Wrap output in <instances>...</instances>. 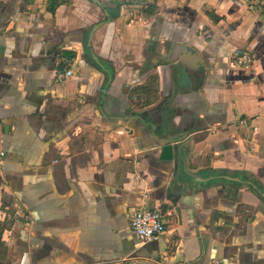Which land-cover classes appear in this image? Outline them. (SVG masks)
<instances>
[{"label":"crops","instance_id":"obj_1","mask_svg":"<svg viewBox=\"0 0 264 264\" xmlns=\"http://www.w3.org/2000/svg\"><path fill=\"white\" fill-rule=\"evenodd\" d=\"M61 1L0 0V264H264V13L148 0L130 20L117 0ZM186 47L199 61L179 63ZM149 79L142 108L129 92ZM185 133L186 171L212 179L178 161L176 188L160 140ZM143 208L170 216L140 245Z\"/></svg>","mask_w":264,"mask_h":264},{"label":"built area","instance_id":"obj_2","mask_svg":"<svg viewBox=\"0 0 264 264\" xmlns=\"http://www.w3.org/2000/svg\"><path fill=\"white\" fill-rule=\"evenodd\" d=\"M248 3L252 9L260 8V10L264 13V0H248ZM136 7H127L126 15L131 20L136 16ZM235 63L237 66L248 69L251 63V57L248 53H242L235 56ZM66 76L71 75V71H67ZM242 125L246 128L249 123L246 120H243ZM253 134L257 132V128L252 127ZM254 150V147L251 148ZM1 155H3L1 153ZM170 216L169 212L161 211L157 209H138L134 211L130 216V228L134 233L138 244L142 245L148 242H152L157 240L160 236L164 234L166 218ZM221 263H225L223 260ZM212 264H218V262L213 261Z\"/></svg>","mask_w":264,"mask_h":264},{"label":"water","instance_id":"obj_3","mask_svg":"<svg viewBox=\"0 0 264 264\" xmlns=\"http://www.w3.org/2000/svg\"><path fill=\"white\" fill-rule=\"evenodd\" d=\"M91 2H95L97 5L100 4L99 0H89ZM90 42V40L88 41V43ZM90 44V43H89ZM189 58H192V60L194 62L199 61V57L197 52H195L193 49L186 47L184 48L182 54H181V60L179 63H181L182 61H185ZM93 60L96 61V63L99 65V67H102L101 64H99L97 62V58L93 57ZM176 79V83L179 85V87L181 89H186V86L184 84V82H182V76L177 75L175 77ZM149 124V122H146ZM152 123V122H151ZM160 141H164L163 144L165 146H171L170 152H171V156H172V160L175 162V181H174V185L175 187H179V186H183L184 185V179L183 177L179 174L178 175V165L177 162L179 161L181 163L182 166V172L183 174L188 177L191 178L197 182H206L208 180H211L212 178H203L200 175H194V174H190L186 171L185 169V160H184V153L181 152L182 149L184 147L189 148L188 146L190 144H192L193 142V137H191L189 134L185 133V134H179L178 136H167L164 140H160ZM223 178L227 179V180H231V181H236V182H241L240 179L238 178H231L229 176H224ZM264 197V194H263ZM176 213H178V210H176Z\"/></svg>","mask_w":264,"mask_h":264},{"label":"trees","instance_id":"obj_4","mask_svg":"<svg viewBox=\"0 0 264 264\" xmlns=\"http://www.w3.org/2000/svg\"><path fill=\"white\" fill-rule=\"evenodd\" d=\"M61 2H62L61 0H48L47 8L49 9L50 12L54 13L55 9L60 5ZM113 3H114V6L117 8L138 7V8H141L142 10L144 9L148 12L149 16H152L156 13L155 4L148 0H122L120 2L117 0ZM239 54H242V52L240 51ZM58 55H59V58L64 61L66 59H72L74 57L73 54L68 53V52L67 53L62 52ZM157 93H158L157 82L149 79V82H146L145 84L139 87H136L129 92V96L131 97V99L134 97L135 100L137 101V103L131 102V104L135 103V105H140V107L142 108L148 107L155 102L157 98ZM2 230H3V227H1V230H0V247L3 246L2 241H1Z\"/></svg>","mask_w":264,"mask_h":264}]
</instances>
